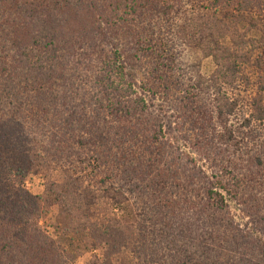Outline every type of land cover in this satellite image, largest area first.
Segmentation results:
<instances>
[{"label": "trees", "instance_id": "1", "mask_svg": "<svg viewBox=\"0 0 264 264\" xmlns=\"http://www.w3.org/2000/svg\"><path fill=\"white\" fill-rule=\"evenodd\" d=\"M176 46L211 63L187 95L212 88L215 103L193 114L240 139L235 154L225 140L218 153L194 145L209 175L175 166L151 111ZM144 60L152 70L140 82ZM239 104L248 110L235 131ZM263 123L264 0H0V264H73L102 245L86 264H264V152L247 145ZM58 166L62 183L50 175ZM30 173L44 176L42 195L22 186ZM239 194L251 231L224 216L225 195ZM52 205L68 248L40 225Z\"/></svg>", "mask_w": 264, "mask_h": 264}, {"label": "rangeland", "instance_id": "2", "mask_svg": "<svg viewBox=\"0 0 264 264\" xmlns=\"http://www.w3.org/2000/svg\"><path fill=\"white\" fill-rule=\"evenodd\" d=\"M176 53H181L180 58H177L175 61V71L170 72L171 78L169 81H165L164 85L163 82L161 85L162 88L159 91H156V98L152 104L151 111L154 115H157L158 118L161 120L162 125L164 126L165 130V137L159 138L165 142H168L171 148H168V151H172V155L174 158L175 166L185 165V163L196 164L197 166L201 167L206 175L210 174V165L212 164L211 160H207V156L200 159L197 155L193 152V147L196 144L205 145L206 140L212 142V145L216 146L212 151L218 153L219 148L221 147L220 142L225 140V143H222L223 149L227 147V152L229 151L232 154H235L238 148L240 147L239 143H236V140H240L239 138L231 139L229 133H226V128L220 125V121L214 116V119L207 123L208 120H202L199 116H195L193 114L194 110L199 108L200 102L206 105L209 109L215 103L214 96L215 94L214 89H209V91L205 90H197V93H194L192 96H188V90L191 92H195L194 89H199L200 84L198 85V74H201L205 79H208L211 69V63L208 59L202 58L196 51H193L190 48L185 46H176ZM144 60L140 65V67H136V75L137 79L142 82L145 79L146 72H150L152 70V66L147 64ZM201 62V63H200ZM169 65L165 66L164 70L163 67L159 68V75L156 77L162 78L164 72H168ZM199 67V68H196ZM196 68V71H195ZM254 73V71L249 70V73ZM255 74H257L255 72ZM160 76V77H159ZM252 86L248 91L253 92L256 94L257 87L253 81L255 77L251 76ZM241 90V89H240ZM247 91V92H248ZM146 98L150 102L151 95L148 91L145 90ZM190 92V93H191ZM212 92V93H210ZM233 91L228 90L226 93L231 98H237L239 101L245 100L246 93L243 91ZM192 94V93H191ZM173 105H175V110H173ZM245 104H239L234 109V114L228 120V125L232 127L233 130L238 129V125L241 124V115L248 110V107H245ZM177 110V111H176ZM155 122V121H153ZM110 124V123H109ZM257 128L256 136L247 143L253 149L258 150L259 152H264V123L261 127V131ZM223 132L225 134L224 138H220V133ZM196 147H198L196 145ZM195 149V147H194ZM182 155L184 160H180L177 158ZM244 156L241 158L240 168L242 171L251 170L249 165L246 163V153L243 154ZM192 160V162H191ZM65 170L58 166L51 170V179L56 183H62L65 178ZM227 176V175H225ZM231 177L227 176L225 181H230L231 184ZM227 182V184H228ZM46 180L43 175L30 173L25 178L22 186L26 188L32 195L39 196L45 190ZM249 192V191H248ZM246 193V192H245ZM245 193L243 195H245ZM227 199V206L225 208L224 216L227 219H232L236 223H238L242 228L245 230H253L251 224H247L248 219L245 218V209L244 204L249 203V197L246 196H239L237 198H232L228 195H225ZM261 200V208L264 210V193L259 195ZM248 199V200H247ZM249 201V202H248ZM50 211L44 215V217L40 220V225L45 230V233L49 235L53 240L59 242L62 246L68 248L69 247V237L65 236L60 233L59 230L56 229L57 227V216L59 214V207L58 205L48 206ZM125 209H119L117 212L120 216L125 214ZM224 209V208H223ZM224 213V211H223ZM86 215V214H85ZM224 219V218H223ZM84 217H82V221ZM105 250V246L102 245L101 247L85 250L82 252L81 255L76 256L74 258L73 264H86L94 255L101 258L103 256V251Z\"/></svg>", "mask_w": 264, "mask_h": 264}]
</instances>
